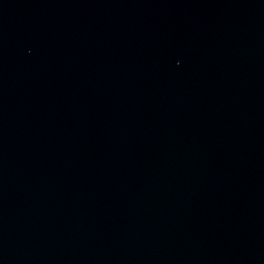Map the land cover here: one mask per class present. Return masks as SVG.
Returning <instances> with one entry per match:
<instances>
[{
	"label": "water",
	"instance_id": "water-1",
	"mask_svg": "<svg viewBox=\"0 0 264 264\" xmlns=\"http://www.w3.org/2000/svg\"><path fill=\"white\" fill-rule=\"evenodd\" d=\"M0 264H264V0H0Z\"/></svg>",
	"mask_w": 264,
	"mask_h": 264
}]
</instances>
